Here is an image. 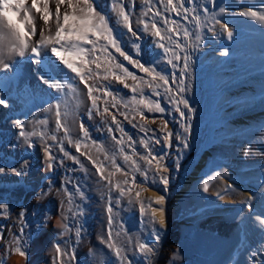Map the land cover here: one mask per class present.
I'll list each match as a JSON object with an SVG mask.
<instances>
[{
  "label": "rangeland",
  "instance_id": "374dc122",
  "mask_svg": "<svg viewBox=\"0 0 264 264\" xmlns=\"http://www.w3.org/2000/svg\"><path fill=\"white\" fill-rule=\"evenodd\" d=\"M78 1L85 2L92 13L100 12L96 0ZM117 1L112 0L110 7ZM132 2L143 3L145 15L154 25V41L135 16L129 25L132 42L112 18L101 16L104 26L99 34L94 31L98 47L88 49L84 57L94 79L102 83H98L92 101L110 105L106 114L113 113L115 119L108 118L110 122L103 124L98 118L101 108L97 112L94 106L84 109L77 88L75 100L58 105L66 141H48L51 123L40 118L39 105L32 109L36 126L22 131L27 149L32 146L38 151L36 144L42 142L50 152L48 193H35L32 187L24 191L20 162H32L33 158H18L19 146L0 144V264L11 260L2 257L4 250L23 255L26 264H43L45 260L47 264H215L225 251L237 217L216 213L222 209L221 202L223 207L243 208L235 204L239 191L232 174L263 166L264 140L248 144L250 150L255 147L257 155L236 159L228 155L231 146L225 145L227 139L220 137L217 129L210 135L209 127L226 106L217 98L218 77L238 66L235 55L240 49L235 46L258 32L247 22L242 24L252 22L247 15L237 19L234 13L242 9L262 17L264 1L121 0L117 11L134 15L135 9L128 8ZM224 7L230 13L225 14ZM219 25L227 27L228 35ZM211 32L216 34L213 38ZM141 40V47L134 42ZM207 56V66L220 63L213 72L203 63ZM257 72L262 73L261 83L264 70ZM21 77L25 79L26 74ZM211 95L216 96L213 104ZM123 119L133 124H125ZM254 132L263 135V128ZM155 143L158 148L166 147L159 156L153 153ZM207 152L210 158L201 183L175 200ZM12 179L19 182L5 183ZM223 180L229 185H223ZM163 182L172 186L166 199L169 229L166 236L155 237L150 203L138 194L146 186L163 187ZM197 214L212 218L213 224L207 227L192 222L190 218ZM59 217L65 218L73 236L71 244L59 249L62 244L56 242L55 250L49 251L47 239L33 254L44 229ZM235 264H264V244L251 248L245 259Z\"/></svg>",
  "mask_w": 264,
  "mask_h": 264
},
{
  "label": "bare ground",
  "instance_id": "6f19581e",
  "mask_svg": "<svg viewBox=\"0 0 264 264\" xmlns=\"http://www.w3.org/2000/svg\"><path fill=\"white\" fill-rule=\"evenodd\" d=\"M96 1L95 5L99 7V13L98 11L92 13L85 2L78 0H0V144L19 146L21 152L18 158H33L32 162H29V159L28 162H20L26 193V188L32 187L35 193H40L42 190V194H46L49 190L50 166H52L51 161L48 160L50 152L44 149L42 142L36 144L39 150L33 151L32 146L27 149L21 135L26 128L36 126L35 116L32 113L34 107L41 106L40 118L48 119L51 123L49 142L67 140L61 127L63 116L60 115L58 105L65 106L66 101L75 100V89L77 88L81 91L84 109L89 110L94 106L97 112L101 108L98 118L104 120L103 124L108 118L109 120L115 119L113 113L106 114L110 110V105H103L98 99L92 101L100 88L98 83H102L99 79H94V73L86 67V59L84 60L87 51L98 47L97 34L104 26L100 19L112 18L118 28L123 29V36L132 42V37H129V25L135 16V20L142 25V28L144 27L145 31L149 32L151 42L154 41V25L151 18L145 15L143 3L129 4L128 8L131 11L135 9V14L132 15L128 12L117 11L116 6L121 0H118L114 7H110L112 0ZM23 6H26V9H23ZM28 10H31L30 14ZM223 12L227 14L230 10L224 7ZM234 14L237 19L240 15L243 17L247 15L252 22L248 20L242 24L247 22L258 32L256 36L244 39V42L235 46L240 49L235 55L238 66L233 69L232 73L228 72L218 77L217 84L220 93L217 98H220V104L225 103L226 106L224 111L221 110L220 114L211 119L209 134L211 135L213 130L217 129L220 137L227 139L225 145L231 146L228 150L229 157L237 159L245 154L252 157L257 155L258 151L253 145L264 140V81L259 83L258 80L262 79V73L257 72L264 70V16L261 17L242 9ZM234 27L237 26L232 25V28ZM219 28L222 33L228 35L227 27L219 25ZM214 33H210L212 38L216 35ZM92 35L95 42L92 41ZM134 42L140 47L144 45L143 40ZM209 59L208 56L203 59L205 66L208 65ZM16 61L18 64L15 66ZM219 64L216 61V64L211 63L207 67L213 72ZM247 70L250 72L247 73ZM23 73L26 74L25 79L21 77ZM92 77L93 80H91ZM115 85L121 87L118 81ZM210 100L213 104L216 96L210 97ZM123 121L128 125L133 124L125 119ZM139 121V119L135 120L134 123L138 124ZM257 127L263 128V135L257 134V131L254 132ZM249 143H253L251 150L247 148ZM235 144L238 145L235 146ZM158 145L155 143L154 147ZM160 148L154 149V156H159L157 153L166 149L163 146ZM24 149L26 150L22 152ZM209 158L210 153L208 152L202 156L193 172L188 175L175 200L201 183ZM232 177L239 191L235 204L242 205L243 208L237 210V207H223L224 202L220 203L222 209H218L216 214L236 216L237 220L229 231L226 249L215 264L241 262L251 248L262 247L264 244V164L260 169L253 168L249 171L245 169L239 174L233 173ZM18 182L19 180L12 179L5 183L16 184ZM222 183L225 186L229 185L225 180ZM171 188L172 186L169 187L166 182H163V187L146 186L138 194V197L150 203V212L155 218V237L166 236L169 229L166 199ZM25 197L29 198L30 195L25 194ZM62 218L59 217L54 225L44 229L43 235L35 243L33 254L40 251L41 242L47 243L46 238L54 241L56 245L57 243L62 244L59 241L62 239L64 243H69V240L71 243L73 238L70 239V237L73 236L65 225V218ZM190 220L200 221L207 227L214 222L212 218H206L201 214L191 217ZM53 249L55 250V246L50 242L49 251ZM61 254L59 255L62 258ZM9 263L26 264L22 258H13ZM47 263L49 261L45 260L43 264Z\"/></svg>",
  "mask_w": 264,
  "mask_h": 264
},
{
  "label": "crops",
  "instance_id": "0c3cea01",
  "mask_svg": "<svg viewBox=\"0 0 264 264\" xmlns=\"http://www.w3.org/2000/svg\"><path fill=\"white\" fill-rule=\"evenodd\" d=\"M21 213H22V212L19 210V216L21 215ZM4 219H5V218H4ZM6 220L8 221L9 219H6ZM69 232H70V231H69ZM54 238H55V237H54ZM71 238H73V237H71ZM46 240H47V238H46ZM53 240H55V239H53ZM62 240H63V239H62ZM62 240H59V241H61L62 244H63V245H61V247H60L59 249H63V247H65V246L67 247V245H66L67 243H66V242L64 243ZM50 242H52V244L54 245V241L48 239V243H50ZM56 242H57V241H56ZM69 244H71V243H70V240H69ZM17 247L19 248V245H18ZM18 248H17V249H18ZM55 248H56V247H55ZM8 251H9V250H7V251L4 250V254H2V255H3L2 257H7V256H8L10 259H13V258H22V257H23V255H20L19 253H15V255H11V253H10V252L8 253ZM0 252L3 253L2 250H1ZM59 254H60V253H59ZM59 256H60V255H59ZM62 256H63V255H62ZM8 257H7V258H8ZM1 259H2V258H1ZM9 264H10V263H9Z\"/></svg>",
  "mask_w": 264,
  "mask_h": 264
}]
</instances>
